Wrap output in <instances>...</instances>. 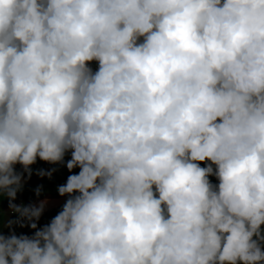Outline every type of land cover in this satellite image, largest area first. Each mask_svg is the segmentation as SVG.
I'll return each instance as SVG.
<instances>
[{"label":"clouds","instance_id":"9594fccd","mask_svg":"<svg viewBox=\"0 0 264 264\" xmlns=\"http://www.w3.org/2000/svg\"><path fill=\"white\" fill-rule=\"evenodd\" d=\"M0 264H264V0H0Z\"/></svg>","mask_w":264,"mask_h":264},{"label":"crops","instance_id":"0c3cea01","mask_svg":"<svg viewBox=\"0 0 264 264\" xmlns=\"http://www.w3.org/2000/svg\"><path fill=\"white\" fill-rule=\"evenodd\" d=\"M43 184V179H40L38 177L35 178V180L33 182H29L28 185L26 187H36L37 185ZM49 196L53 197V200H55V202H57V204L53 205V206H48L45 215H44V219L42 220L41 223L46 222L48 219H50L52 216H54L60 209L61 205L63 204V198H60L55 191H51V193L49 194ZM31 199H35L33 195H21L19 200L17 201L18 203L20 202V200L24 201L25 203L29 202ZM4 207L7 208V201L4 202ZM18 231H24L25 233L28 232L27 229L24 230H18Z\"/></svg>","mask_w":264,"mask_h":264},{"label":"rangeland","instance_id":"374dc122","mask_svg":"<svg viewBox=\"0 0 264 264\" xmlns=\"http://www.w3.org/2000/svg\"><path fill=\"white\" fill-rule=\"evenodd\" d=\"M35 168H44V169H48L49 167H51L50 165L43 163V162H39L37 165L34 166ZM69 175V173L67 172L66 169H61L60 171H58L57 173L54 174V178L52 181H48L47 179H43V185L46 188L52 189V191H55V187L58 184H62L66 181L67 176ZM36 176L33 175L32 179L29 182H33L35 180ZM34 187H26L25 191L23 192V196L25 195H33V193L30 191V189H32Z\"/></svg>","mask_w":264,"mask_h":264},{"label":"water","instance_id":"95a60500","mask_svg":"<svg viewBox=\"0 0 264 264\" xmlns=\"http://www.w3.org/2000/svg\"><path fill=\"white\" fill-rule=\"evenodd\" d=\"M48 199H49V205L48 206H53V205L57 204V202H55V200H53L52 196H48Z\"/></svg>","mask_w":264,"mask_h":264}]
</instances>
